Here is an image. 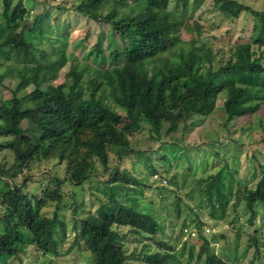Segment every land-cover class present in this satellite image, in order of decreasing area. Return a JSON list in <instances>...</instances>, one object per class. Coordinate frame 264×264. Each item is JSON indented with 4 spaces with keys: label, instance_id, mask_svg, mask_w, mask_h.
I'll return each instance as SVG.
<instances>
[{
    "label": "trees",
    "instance_id": "16d2710c",
    "mask_svg": "<svg viewBox=\"0 0 264 264\" xmlns=\"http://www.w3.org/2000/svg\"><path fill=\"white\" fill-rule=\"evenodd\" d=\"M0 1L4 13H8L6 26L23 19L26 10L19 1L11 9L8 0ZM105 1L91 0L88 5H80L76 10L94 22L111 26L112 34H133L138 40L121 48L108 45L112 46L106 57L109 68L96 71L98 80L83 82L84 69L73 64L65 74V81L53 86L56 72L65 62L62 49L55 52L52 60L43 55L44 63L28 67L33 55L41 51L39 43L34 39L24 41L20 33L11 44L6 45L16 61L21 63V77L11 97L0 101V137L11 138L8 150L17 167L55 160L57 164L64 163L63 180L77 186L90 177V165L85 164V160L96 161L107 170L108 154L117 159L128 156L131 153L128 137L139 126H147L155 135L162 126H166L165 133H173L192 116L207 115L219 95L223 97L221 109L226 120L250 116L260 109L264 101V66L251 46H264V11L257 12L231 0H212L220 11L230 7L235 15L243 13L253 17L256 21L253 26L255 34L251 42L235 45L231 57L223 65L202 72L200 70L205 64H211L210 52L198 50L193 42L186 49L177 45L181 20L166 10L168 0L136 3L138 13L126 25L115 24L114 18L118 14L115 9L105 15L100 13ZM181 1L183 11L185 0ZM200 1L194 0L193 6L196 7ZM124 16L122 18H128ZM35 30L32 28L29 33ZM99 45L98 40L94 48L95 56L91 52L87 54L92 55V62L96 65L106 60ZM3 46L5 44L0 45V52ZM167 52H172V59L161 60L160 57ZM28 86L32 89L23 93ZM119 112L131 124L128 129L118 127L122 118ZM22 122L26 123L25 128L21 127ZM144 161L150 163L151 160L144 157ZM147 167L151 170L149 175H157L154 166L148 164ZM259 168L263 186L245 191L243 198L244 206L251 212V219L255 215L253 204L264 202V167L259 163ZM224 169L221 167L214 175L193 181L186 197L192 206L171 190L176 195L172 203L176 217L184 207L191 221L196 220L195 226L199 227L200 222L194 219L193 209H202L207 219H220L230 196H235L234 208L240 201L239 183L233 173ZM176 180L173 175L167 178L168 184L174 186ZM57 184L60 186L62 183ZM104 184L108 190L106 201L99 205L95 214L87 215L73 225V244L89 253L92 264H125L127 256L112 229L125 225L133 234L149 235L155 246L162 250V253L141 255L143 264L176 262L170 254L171 247L155 238L162 227V220L149 210L137 208L139 201L132 186L138 183L133 176L116 169ZM59 196V189L46 194V198L54 202H59ZM40 204V200L32 202L22 193V184L14 185L1 194L0 206L4 208L0 216L2 260L18 251L20 247L17 248V243H30L38 252L56 253L59 238L54 220L38 214ZM185 223L186 219L180 223L181 233L186 228ZM200 239L202 246L197 259L203 257L202 264L235 262V258L224 262L209 250V243L204 238ZM255 252L258 253L257 250Z\"/></svg>",
    "mask_w": 264,
    "mask_h": 264
},
{
    "label": "rangeland",
    "instance_id": "374dc122",
    "mask_svg": "<svg viewBox=\"0 0 264 264\" xmlns=\"http://www.w3.org/2000/svg\"><path fill=\"white\" fill-rule=\"evenodd\" d=\"M18 1L26 14L22 20L7 26L8 13H4L0 3V45L5 44L0 52V101L11 97L21 77V63L6 47L20 33L26 42L31 39L37 41L41 50L33 55L28 67L44 63L43 55L52 60L55 52L62 49L65 62L57 70L53 86L65 81V74L73 64L84 69L83 82L98 80L96 71L109 68L106 57L112 46L108 45L121 48L138 40L133 34H112L111 26L79 14L77 7L88 5L91 0H8L9 9ZM231 1L257 12L264 11V0ZM136 3L143 4L145 0H106L100 13L105 15L115 9L118 13L114 18L115 24L126 25L138 13ZM193 3L194 0H185L182 11L181 0H168L166 10L181 20L177 45L186 49L193 42L198 50L210 52L211 64H205L200 71L215 70L231 57L235 45L251 42L256 21L247 14L235 15L230 7L220 11L212 0H201L196 7ZM122 15L128 18H122ZM32 28L36 30L30 34ZM98 40L106 60L96 65L91 58L95 56L94 48ZM251 49L264 66V46L258 48L252 45ZM89 52L92 55L87 56ZM171 55L172 52L164 53L160 59L170 61ZM31 89L25 87L23 93ZM222 98L220 95L217 97L207 115L192 116L173 133H165L166 126H162L155 135L147 126H139L128 137L131 150L128 156L117 159L108 154L107 170L96 161L85 160V164L90 165V177L77 186L63 180L64 163L57 164L55 160L17 167L8 150L11 138L0 137V196L6 189L22 184L23 194L32 202L40 200L38 214L54 220V229L59 238L54 254L38 252L27 242L17 243V248L20 247L18 251L5 260L0 258V264H92L89 253L73 244V225L85 216L95 214L99 205L106 201L108 190L104 183L116 169L133 176L138 183L132 186L139 201L137 208L149 210L158 220H162V227L155 238L171 247L170 254L176 261L173 264H202L203 257L197 259L202 246L201 237L209 243V250L224 262L235 258L232 264H264V202L253 204L255 215L252 219L251 212L243 204L246 192L263 186L259 163L264 167V101L253 115L226 120L221 109ZM119 114L122 118L118 127L128 129L131 124ZM21 127L25 128L26 123L22 122ZM144 157L151 160L150 163L145 162ZM148 164L154 166L157 175H149L151 170ZM221 167L233 173L239 183L241 195L235 207L232 206L235 196H230L223 217L215 220L207 219L202 209H193L194 219L200 222L199 227L195 226L196 220L191 221L184 207L176 217L172 207L174 197L177 195L192 206L187 194L193 181L214 175ZM172 175L177 179L176 186L168 184L167 178ZM57 182L62 184L59 186ZM55 189L60 191L59 202L46 198L47 191ZM3 212L4 208L0 206V216ZM183 219H186V228L181 233L180 223ZM112 229L117 233L123 253L127 256L125 264H143L141 255L162 253L149 235L133 234L125 225Z\"/></svg>",
    "mask_w": 264,
    "mask_h": 264
}]
</instances>
